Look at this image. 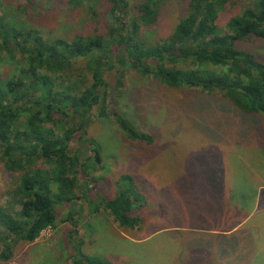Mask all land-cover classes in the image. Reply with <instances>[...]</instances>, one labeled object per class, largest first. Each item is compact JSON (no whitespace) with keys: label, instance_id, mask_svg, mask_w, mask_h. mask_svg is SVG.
<instances>
[{"label":"trees","instance_id":"obj_1","mask_svg":"<svg viewBox=\"0 0 264 264\" xmlns=\"http://www.w3.org/2000/svg\"><path fill=\"white\" fill-rule=\"evenodd\" d=\"M172 1L139 0L131 9L129 0H101L103 13L98 16L93 9L91 17L104 18L102 31L77 30L72 36L52 39L32 27L9 26L0 16V59L5 58L4 49L13 50L12 58L17 52L23 55L16 60L20 76L0 74V166L22 172L10 191L19 210L12 203L0 207V260L11 258L19 243L33 242L43 231L54 228L61 203L73 204L69 221L77 224L84 219L79 215L90 217L87 207L99 183L94 175L99 150L83 128L95 108L99 117L111 116L131 141H153L152 134L139 131L108 101L110 91L118 93L122 87L129 69L172 89L218 98L225 103L223 109L233 110L249 125L242 138L249 140L250 130L258 141L263 138L264 61L241 43L252 37L264 39V0H177L183 6L182 15L164 37L149 41L146 31L157 28L164 7ZM67 2L58 6L73 12L72 7L83 0ZM225 2L227 7H223ZM28 10L25 4V12ZM222 13L227 15L224 28L218 24ZM109 15L112 18L107 19ZM106 72L116 76L113 90L108 87ZM64 76L72 85L65 87L58 81ZM76 134L88 147L83 160L77 153L67 152L68 142ZM46 162L51 167L41 168ZM128 179L123 174L118 183ZM51 184L57 188L56 195L51 194ZM134 194L131 187L121 186L113 198L99 199L91 211L134 229L141 221L139 198L132 200ZM66 261L126 264L93 259L75 249Z\"/></svg>","mask_w":264,"mask_h":264},{"label":"rangeland","instance_id":"obj_2","mask_svg":"<svg viewBox=\"0 0 264 264\" xmlns=\"http://www.w3.org/2000/svg\"><path fill=\"white\" fill-rule=\"evenodd\" d=\"M129 1L132 9L139 0ZM176 1L164 7L161 23L157 30L146 31V39L164 37L177 22L183 6ZM61 2L68 4L67 0H0V16L9 26L17 23L19 28L37 29L46 39L69 37L77 30L102 31L106 21L98 19L104 10L101 0H83L81 5L72 7L73 12L69 7L63 11V5L58 6ZM227 5L225 2L223 7ZM93 9L98 15L94 19ZM110 18L109 15L107 19ZM226 19V13L219 16L221 28ZM241 47L264 61L263 38L252 37ZM12 53V49L3 50L2 77L20 76L16 60L23 55L17 52L14 60ZM105 75L113 90L116 76L110 72ZM58 81L64 86L72 85L65 76ZM117 92L109 93L112 108L139 131L152 134L153 141H131L111 116L99 117L95 108L83 128L99 150V165L94 172L99 183L87 207L90 217L79 215L80 220L84 219L76 224L67 219L72 202L57 205L56 226L43 231L33 242L19 243L12 257L0 260V264H66L74 249L112 263L213 264L215 255L214 264H264V228L252 235L251 241L247 240V232L240 231L247 227L232 235L212 234L210 231H222L239 223L243 212L233 208L229 218L225 215L229 208L214 211L211 201L203 199L208 194L226 198L237 195L241 201L251 194L248 190L264 185V136L258 141L256 133L250 130L251 138H242L249 125L233 110L223 109L225 103L218 98H200L197 91L169 88L155 79L138 76L133 69L126 72ZM59 128L62 130L65 125ZM68 144V155L77 153L80 160L88 155V147L78 134ZM50 165L46 162L41 168L49 169ZM0 167V207H5L14 202L10 191L22 172L6 170L3 164ZM31 167L36 168L37 163ZM123 174L129 179L118 185ZM51 185V194L56 195L57 188ZM124 185L135 193L132 200L139 198L136 203L140 206L141 221L134 229L91 211L99 199L113 198ZM240 201L238 206L245 203ZM223 205L227 207L228 203ZM12 208L19 210L17 204ZM244 233L246 236L242 237Z\"/></svg>","mask_w":264,"mask_h":264},{"label":"crops","instance_id":"obj_3","mask_svg":"<svg viewBox=\"0 0 264 264\" xmlns=\"http://www.w3.org/2000/svg\"><path fill=\"white\" fill-rule=\"evenodd\" d=\"M229 188L231 189V187ZM247 193H251V194L247 195L244 198V200L242 197L241 201L237 199L239 197L237 195L234 198L231 196L229 198H226L225 196H222V195L218 196V195H210V194L203 196V199L211 201L209 203L213 205L212 210L214 211L229 208L230 209L229 213L227 212L225 213L226 217L231 218V213H232L233 208H237L238 210L243 212L241 221L237 223L236 225H233V226L231 225L232 227H229L222 231L220 230L210 231V233L213 232L212 234L220 233L221 235H232L234 231L239 230L243 227H247L240 231L247 232V235H248L247 240L251 241L252 235L256 236L260 232H263L262 230L264 228V185L259 184L258 186H254L253 190H248ZM239 201L240 203L242 202H245V203L242 206H238L237 204H239L238 203ZM223 202L228 203V206L227 207L224 206ZM257 216L258 218H256ZM252 218H254V220L250 222ZM245 236L246 234L244 233L242 237H245ZM253 254L254 253L252 251V256ZM215 257L216 256L214 255L213 264H214Z\"/></svg>","mask_w":264,"mask_h":264}]
</instances>
